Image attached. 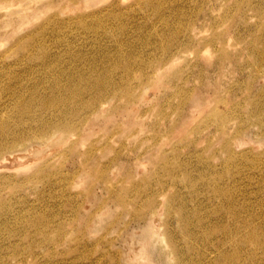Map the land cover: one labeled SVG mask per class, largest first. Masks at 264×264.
I'll return each mask as SVG.
<instances>
[{"label": "rangeland", "instance_id": "obj_1", "mask_svg": "<svg viewBox=\"0 0 264 264\" xmlns=\"http://www.w3.org/2000/svg\"><path fill=\"white\" fill-rule=\"evenodd\" d=\"M1 122L0 264H264V0L0 1Z\"/></svg>", "mask_w": 264, "mask_h": 264}, {"label": "bare ground", "instance_id": "obj_2", "mask_svg": "<svg viewBox=\"0 0 264 264\" xmlns=\"http://www.w3.org/2000/svg\"><path fill=\"white\" fill-rule=\"evenodd\" d=\"M0 1H5V0H0ZM100 79V78H99ZM91 81H92V79H91ZM85 83H86V81H85ZM88 83V82H87ZM73 86H74V84H73ZM73 86L72 87H69V89L71 88V90H73L72 88H73ZM75 87V86H74ZM102 82L101 81H99L98 80V77L96 78H93V82L91 83L90 82V85H82V87H79L78 88V90L81 88L82 90H84V89H91V88H93V89H95L96 90V94L89 100V104H95V103H97V102H99L100 100H101V92H102ZM69 89H68V91H69ZM74 90H77V88L75 87L74 88ZM92 90V89H91ZM81 90H79V91H76V92H78V94H79V92H80ZM70 92V91H69ZM71 92H73V91H71ZM75 91H74V93H76ZM82 93H83V91H81ZM84 93H85V91H84ZM84 93H83V95H84ZM77 94V93H76ZM76 94H74V96H73V98L70 96V93H69V96L72 98H66V97H68V96H63V95H60L59 97H55V99H52L51 101H47L46 103H44V105H43V107L42 108H48V109H53V108H58L59 110H61L62 108H64V107H66V104H68V102H72V104L74 103V101L75 102H77L78 103V105H81L82 104V102L84 101V98H83V95L82 96H80V94L78 95H76ZM72 95V94H71ZM86 103V102H85ZM70 104V103H69ZM68 104V105H69ZM75 104V103H74ZM87 104V103H86ZM88 105V104H87ZM75 111H78V110H76L75 109ZM22 117L25 119V120H27L28 121V117H29V113H28V111H24V112H22ZM29 122V121H28ZM4 122H1V126L0 127H4ZM39 132H41V131H39ZM39 138V137H38ZM1 145H0V151H1V149L4 147V146H2V143H0ZM16 150H19L18 148H15ZM10 153H13V152H10ZM187 233H188V231H186ZM249 233V232H248ZM251 233H253V232H251ZM250 234V233H249ZM248 234V235H249ZM251 236V235H250ZM256 238H257V235L256 234H253L252 235V239H251V241H253L252 243H254V244H256ZM249 239H250V237H249ZM246 241V240H245ZM180 249V248H179ZM171 252H174V254H176L177 252H179L178 251V248L174 245V248L171 250ZM140 258V257H139ZM143 260V259H142ZM149 260H147L146 262H148ZM144 264H146V263H144ZM148 264V263H147Z\"/></svg>", "mask_w": 264, "mask_h": 264}]
</instances>
